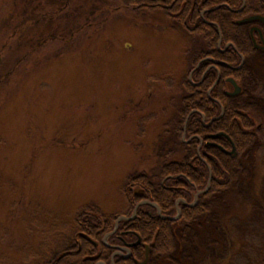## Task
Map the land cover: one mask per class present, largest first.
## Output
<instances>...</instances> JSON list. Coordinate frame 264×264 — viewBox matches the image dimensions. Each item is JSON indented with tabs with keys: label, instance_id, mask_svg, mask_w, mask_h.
Masks as SVG:
<instances>
[{
	"label": "rangeland",
	"instance_id": "obj_1",
	"mask_svg": "<svg viewBox=\"0 0 264 264\" xmlns=\"http://www.w3.org/2000/svg\"><path fill=\"white\" fill-rule=\"evenodd\" d=\"M36 1L66 7L39 21L40 35L66 37L69 21L99 23L0 88V264H40L68 249L86 206L133 216L123 190L129 178L187 154L172 132L192 67L186 27L126 0ZM245 65L255 80L237 102L264 124V54ZM238 162L212 214L178 228L173 253L145 262L144 252L142 264H237L240 255L264 264V147L256 143Z\"/></svg>",
	"mask_w": 264,
	"mask_h": 264
},
{
	"label": "trees",
	"instance_id": "obj_2",
	"mask_svg": "<svg viewBox=\"0 0 264 264\" xmlns=\"http://www.w3.org/2000/svg\"><path fill=\"white\" fill-rule=\"evenodd\" d=\"M170 1L137 0L133 2L126 0V4L134 10H155L157 8L166 9L169 12L167 4ZM64 8L66 7L50 11L40 7L36 0H0V24L4 29L0 34V88L14 83L19 76L17 73L22 69L31 68L33 64L43 62L55 53L59 54L58 52L65 45L63 41L69 40L72 43L75 39L89 34L94 28L93 26L99 23L92 19L81 23L69 21L68 24L72 29L66 37H62V31L52 32L50 35L47 33L40 35L35 29L37 27L40 30L39 21L45 16L57 17ZM174 12L177 13L176 19L192 33L197 43H206L210 50L215 46L210 40H212L213 34L216 35V28L211 24L204 26L200 14L192 16L185 12L178 13L177 10ZM208 19L213 18L208 17ZM199 23H201V28L196 26ZM13 25L18 28L10 30ZM22 41L25 43L21 44ZM195 57H191L192 65L195 64ZM228 61L234 64V56H230ZM221 69L224 77L230 74L231 69L228 66L223 65ZM212 79L207 77L204 85L200 88L194 87L188 78L182 82V100L176 107L172 132L179 148L185 150L187 154L180 160H168L166 157H161L158 169L133 174L123 188L130 204V213H133L134 207L143 198H146L156 202L161 207L163 214L171 216L177 214L176 203L179 198H183L187 203H192L195 200L196 192L208 186L209 170L211 169L212 179L209 189L199 195L198 202L194 206H189L183 201L180 202L181 216L177 220L160 217L157 210L149 204L140 206L137 216L133 220L122 221L119 231L109 238L110 244L121 243L120 231L128 232L127 235H123L126 240H135L136 234L142 237L141 243L133 248V256L130 258L116 257V264H137L135 258L144 253V243L151 246V255L165 256L173 253L179 237L177 229L186 231L197 226L199 224L197 221L200 219L212 214L214 196L227 190L235 178L234 159L222 153L219 148L209 145L202 148V158L198 153L199 139L195 137L190 142L183 139L185 131L188 139L195 134L205 136L210 132L222 130L233 137L236 135L243 150L255 137L254 134L247 133L244 129L236 126L235 111L231 108V99L222 92L215 93L226 105L225 115L210 127H206L201 122L200 114L194 113L185 129L186 118L192 109L196 108L204 112L208 119L219 113L218 105L207 95V90L213 83ZM203 88L204 90H202ZM259 134L261 138H264V132L261 131ZM219 142L226 148L230 147L229 141L225 137H220ZM118 216V213H104L97 206L84 207L76 216L75 234L71 238L66 237L69 248L62 250L53 258L44 259L40 264H96L99 260L111 264V256L115 249L103 243V238L107 232L114 229ZM95 241L98 242L97 245L94 243ZM251 254L255 256L253 249ZM249 260L248 255H240L237 264H246L249 263Z\"/></svg>",
	"mask_w": 264,
	"mask_h": 264
},
{
	"label": "flooded vegetation",
	"instance_id": "obj_3",
	"mask_svg": "<svg viewBox=\"0 0 264 264\" xmlns=\"http://www.w3.org/2000/svg\"><path fill=\"white\" fill-rule=\"evenodd\" d=\"M212 2L214 3L213 5ZM167 7L170 9L169 12L166 9L161 10L167 12L168 14L171 13L173 15V19H176L177 16V13L174 12L176 10L179 11L178 13L185 12L187 14H191L192 16L200 14V17L204 22V26L211 24V26L216 28V35L213 34V38L210 40L211 43L215 44L211 50L209 47L207 48L206 43H197L192 33L187 31L192 35V40L194 41L190 56H196V60H194L195 64L191 67L188 79L194 87L200 88L204 85L207 77H211V79L213 78V83L207 90V95L210 100L218 105L220 111L218 114L208 119L204 112L196 108L192 109L186 118L185 129L191 115L194 113L200 114L201 122L206 127H210L214 122L221 119L225 115L226 105L216 96L215 92H222L231 99V108L235 111L234 122L236 126L240 127V129H244L247 133L254 134L255 137L251 142L249 141L250 143L248 142L249 144H247L243 150L236 135L233 137L222 130L210 132L205 136L195 134L189 137V139H186L185 136L187 135L185 131L183 137L186 142H190L195 137L199 139L200 143L198 146V153L202 156V158L203 154L201 151L205 145L219 148L222 153H225L234 159V169L237 173L239 157H241L243 153H246L250 150V148L254 147L256 143L259 147L261 145L264 147V138H261L259 134L261 131L264 132V124L257 123L256 119H258V117H256V113H254L249 106H240L237 102L239 95H241V93H245L243 84L247 83V81L251 82L252 80H255L253 77V71L245 65L246 59L264 54V0H171L170 3L167 4ZM208 17L213 19H208ZM196 26L201 28V23ZM230 56H234V64L228 61ZM223 65L228 66L231 69L230 74L225 77L221 69ZM230 79L234 80V82ZM202 90H204V88ZM219 133L225 134H220L216 138L211 137V135ZM220 137H225L229 141V148H226L219 142ZM234 148L236 151H234ZM204 161L206 162V160ZM209 173V179H212L211 169L209 170ZM143 200L154 204H157L156 202L143 198L138 204L142 203L140 206L144 204L153 206L157 210L158 215L162 217L155 205L143 202ZM183 200V198L178 199L176 203L177 212L178 210L181 211L179 203ZM139 207L137 208L135 216L128 217L127 212L125 214H119L115 222L114 229L107 232L103 238V243L112 246L115 249L111 256V264H116V257L122 256L124 258H130L133 256V248L139 245L142 241V237L139 234H136L137 238L135 240H126L123 235H127L128 232L120 231L119 233H121V235H119V237L122 242L116 244H110L109 242L110 236L119 231L120 223L122 221H130L137 216ZM161 213L163 214L162 209ZM123 216L130 219L121 218ZM139 239L140 242L137 243ZM94 243L96 245L98 244L96 241ZM146 244L150 247V252L147 257V247L145 246V262L151 255V246L148 243ZM141 257L142 256L135 258L137 264H142ZM96 264L108 263L106 261L99 260Z\"/></svg>",
	"mask_w": 264,
	"mask_h": 264
},
{
	"label": "water",
	"instance_id": "obj_4",
	"mask_svg": "<svg viewBox=\"0 0 264 264\" xmlns=\"http://www.w3.org/2000/svg\"><path fill=\"white\" fill-rule=\"evenodd\" d=\"M230 80H231L232 82H234V80H232V79H230ZM220 134H225V133H219V134L211 135V137L216 138V137H218ZM234 151H236L235 148H234ZM205 191H207V190H204V191H202V192H205ZM147 202L150 203V204H152V205H155V206L157 207L158 211H159V214H160L162 217H164V218L176 219V218L178 217V216H175V217L164 216V215H162V213H161V209H160V207H159L157 204H154V203L149 202V201H147ZM141 204H142V203H140V204H138V205L136 206L135 211H134V215H133V216L136 215L137 208H138ZM191 205H192V204H191ZM121 218H127V219H130V218L126 217V216H123V217H121ZM121 218H120V219H121ZM139 242H140V239H139V241H138L137 243H139ZM146 247H147L146 256L148 257V254H149V252H150V247L147 246V245H146Z\"/></svg>",
	"mask_w": 264,
	"mask_h": 264
},
{
	"label": "bare ground",
	"instance_id": "obj_5",
	"mask_svg": "<svg viewBox=\"0 0 264 264\" xmlns=\"http://www.w3.org/2000/svg\"><path fill=\"white\" fill-rule=\"evenodd\" d=\"M165 219H166V218H165ZM143 245H144V247H145L147 244H146V243H144Z\"/></svg>",
	"mask_w": 264,
	"mask_h": 264
}]
</instances>
